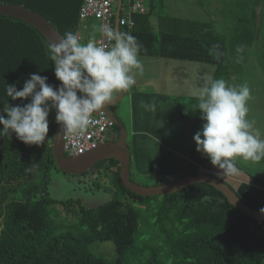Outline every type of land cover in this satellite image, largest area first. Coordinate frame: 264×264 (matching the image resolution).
<instances>
[{
  "label": "trees",
  "instance_id": "obj_1",
  "mask_svg": "<svg viewBox=\"0 0 264 264\" xmlns=\"http://www.w3.org/2000/svg\"><path fill=\"white\" fill-rule=\"evenodd\" d=\"M81 2L0 0L38 13L62 37L67 31L78 35ZM151 14V10L132 14L134 26H120L119 32L152 31ZM253 15L237 18L228 39L215 30L212 22L168 16H158L157 33L218 44L222 57L214 79L227 82L246 64L258 40L251 23ZM48 45L29 24L0 16V109L7 103H20L7 97L6 85L15 84L22 90L32 73L47 76L50 84L60 83L54 75ZM241 47L242 51H237ZM260 50L264 64V29ZM117 107L110 108L116 116ZM48 119L49 138L43 146L26 145L14 133L0 135V264H264V221L248 218L203 183L169 195L141 197L123 186L118 162L109 159L99 161L92 170L108 172L111 199L92 207L78 200L51 199L47 185L51 170L57 169L51 152L55 110ZM109 135L113 136L110 140L115 139L117 127L112 125ZM187 175L183 167L176 179ZM161 184L163 181L156 183ZM51 204L59 205L66 216L76 220L56 221L54 217L60 212L50 211ZM261 208L264 191L256 209ZM103 242L113 244L111 260L94 252L95 244Z\"/></svg>",
  "mask_w": 264,
  "mask_h": 264
},
{
  "label": "clouds",
  "instance_id": "obj_2",
  "mask_svg": "<svg viewBox=\"0 0 264 264\" xmlns=\"http://www.w3.org/2000/svg\"><path fill=\"white\" fill-rule=\"evenodd\" d=\"M98 31L108 45L95 39L81 42L72 31H67L59 42L49 43L48 55L58 85L48 83V77L38 73L30 74L22 90H17L15 84L6 85L7 97L20 103H7L0 109V135L14 133L26 145L43 146L49 138L48 117L52 110L62 131L83 135L94 113L110 104L118 92L135 85L134 70L143 73L142 45L132 34L108 24ZM215 55L219 58L218 52ZM193 95L198 99L195 108L204 121L193 136L196 151L214 168L236 175L240 171L237 158L251 162L264 159V139L254 128L255 122L247 118L251 92L246 83L231 86L222 78L208 77ZM146 107L155 111L154 103ZM260 212L264 213V208Z\"/></svg>",
  "mask_w": 264,
  "mask_h": 264
},
{
  "label": "crops",
  "instance_id": "obj_3",
  "mask_svg": "<svg viewBox=\"0 0 264 264\" xmlns=\"http://www.w3.org/2000/svg\"><path fill=\"white\" fill-rule=\"evenodd\" d=\"M139 1L143 8L142 14L152 11V31L130 32L142 45L140 59L143 73L134 70L136 83L131 89L124 91L117 107V116L119 105L126 98L132 136L146 138L145 159L148 161L149 171L156 176H177L183 167H186L189 174H213L224 181L234 182L236 186L232 188L251 207L256 208L258 197L264 191V182L255 178L253 173L243 170L236 175L223 174L222 170L213 167L207 157L196 151L193 140L204 123L200 112L195 108L198 99L193 93L204 86L206 76L203 75L211 77L219 64L222 57L219 45L158 34V16H179L171 13V4L178 11L174 4L176 2L168 0L164 4L167 13L160 14L158 6L162 4V0ZM190 9L191 6L187 12ZM178 18L190 19L181 15ZM80 23L82 31L78 32V36L81 42L86 43L89 39L96 40L99 37V25H95L94 20H82ZM216 52L219 53V58H216ZM152 103L155 104V111L146 107Z\"/></svg>",
  "mask_w": 264,
  "mask_h": 264
},
{
  "label": "rangeland",
  "instance_id": "obj_4",
  "mask_svg": "<svg viewBox=\"0 0 264 264\" xmlns=\"http://www.w3.org/2000/svg\"><path fill=\"white\" fill-rule=\"evenodd\" d=\"M171 1L176 2L174 4L177 5L179 11L176 10L175 5L171 4V13L174 12V14L179 15L177 17L181 15V17L185 16L191 20L212 22V25L215 26V30L224 37V39H228L231 36L232 28L237 18L253 15L254 13L251 23L258 33V40L253 44L248 54L246 64L242 66L240 71L237 72L233 78L229 79L230 81L227 80V83L231 86H239L244 83L248 85L251 92V99L247 104L249 109L247 118L255 122L254 128L259 130L261 138L264 139V64L260 60V37L264 29V0ZM127 2L128 0L124 2V6ZM167 2L169 1L162 0V4L158 6L160 14L167 13L164 9V4ZM190 6V12H187ZM96 22L94 20V24L99 25V23L97 22V24ZM81 27L80 23L78 32L82 31ZM203 76H206V82L209 76ZM203 76H201V79H204ZM199 77L200 75L198 74V79ZM211 77L214 78L215 74L213 73ZM119 107L120 111L118 112V117L119 120L124 123L127 132L126 144L130 150V176L132 180L142 186H153L156 185L157 181H163V184H167L176 180V176L165 175L159 177L152 171H149L148 161L145 159V143L147 140L143 136H132L126 98L122 100ZM237 167L239 170H243L246 173H253L255 178L264 182V159L259 162H251L237 158ZM225 183L231 187L236 186V184L230 180H225ZM47 194L53 200H78L82 204L92 207L111 199L113 188L110 185V176L106 170H101L99 172L91 170L89 173L83 175L71 176L53 168L49 175ZM252 208H254V206ZM48 209L55 214L60 212L57 217H54L58 222L70 223L76 220V218H72L70 215L66 216L59 205L51 204ZM94 252L107 260H111L114 256L113 244L110 242L95 244Z\"/></svg>",
  "mask_w": 264,
  "mask_h": 264
},
{
  "label": "water",
  "instance_id": "obj_5",
  "mask_svg": "<svg viewBox=\"0 0 264 264\" xmlns=\"http://www.w3.org/2000/svg\"><path fill=\"white\" fill-rule=\"evenodd\" d=\"M122 8V0H116L115 25L119 31V17ZM0 16L18 19L35 28L48 43L59 42L63 38L60 33L44 17L23 6L0 3ZM124 91L118 92L113 101L104 109L100 110L117 127L118 136L113 140H107L96 147L85 151L78 156H66L64 154V134L61 127L56 123L53 130L51 152L57 169L71 176L83 175L93 169L102 160L114 159L119 164V178L123 186L141 197H153L176 193L190 185L206 184L217 190L226 201L242 214L254 221H264V213L256 208L246 205L231 188L230 185L208 173L189 174L178 178L170 183L142 186L130 179V150L126 144L127 132L123 123L117 118L110 108L117 106L123 98Z\"/></svg>",
  "mask_w": 264,
  "mask_h": 264
},
{
  "label": "built area",
  "instance_id": "obj_6",
  "mask_svg": "<svg viewBox=\"0 0 264 264\" xmlns=\"http://www.w3.org/2000/svg\"><path fill=\"white\" fill-rule=\"evenodd\" d=\"M126 0H122V5ZM116 0H82L79 7V19L95 20L99 23V28L103 24H108L114 28ZM124 15L119 17V27L124 26L130 29L134 26L131 15L143 12L139 0H128L127 4L121 8ZM97 43L108 45L109 42L99 32ZM111 121L106 115L98 111L93 115V122L83 135H72L67 132L64 134V154L66 156H78L85 151L96 147L98 144L109 140V128Z\"/></svg>",
  "mask_w": 264,
  "mask_h": 264
},
{
  "label": "flooded vegetation",
  "instance_id": "obj_7",
  "mask_svg": "<svg viewBox=\"0 0 264 264\" xmlns=\"http://www.w3.org/2000/svg\"><path fill=\"white\" fill-rule=\"evenodd\" d=\"M116 113H117V110H116ZM109 139H112V138H109Z\"/></svg>",
  "mask_w": 264,
  "mask_h": 264
}]
</instances>
